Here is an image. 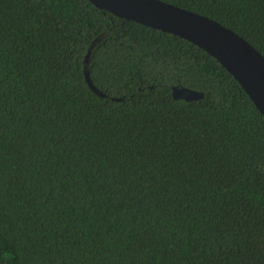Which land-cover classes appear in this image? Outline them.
I'll use <instances>...</instances> for the list:
<instances>
[{"label": "trees", "instance_id": "obj_1", "mask_svg": "<svg viewBox=\"0 0 264 264\" xmlns=\"http://www.w3.org/2000/svg\"><path fill=\"white\" fill-rule=\"evenodd\" d=\"M163 1L264 56V0ZM0 264H264L263 116L184 38L0 0Z\"/></svg>", "mask_w": 264, "mask_h": 264}, {"label": "water", "instance_id": "obj_2", "mask_svg": "<svg viewBox=\"0 0 264 264\" xmlns=\"http://www.w3.org/2000/svg\"><path fill=\"white\" fill-rule=\"evenodd\" d=\"M113 15L177 35L216 59L238 82L264 118V56L236 32L203 14L163 0H88ZM92 42L83 60V73L89 88L106 97L90 79L88 61ZM172 96L185 100L202 94L183 86H173ZM112 99H119L115 96Z\"/></svg>", "mask_w": 264, "mask_h": 264}]
</instances>
